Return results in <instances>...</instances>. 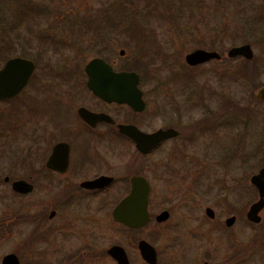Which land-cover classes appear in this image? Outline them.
<instances>
[{
    "label": "flooded vegetation",
    "instance_id": "obj_1",
    "mask_svg": "<svg viewBox=\"0 0 264 264\" xmlns=\"http://www.w3.org/2000/svg\"><path fill=\"white\" fill-rule=\"evenodd\" d=\"M116 46H103V52H109V56L89 59L79 73L67 66L64 72L45 74L35 80L36 66L33 61L8 56L10 47L1 49L7 51L0 52V56L6 55L0 59V68L15 57L33 64V71L24 86L15 95L0 98V103L5 104L0 111V159L11 151L12 142H17V156L11 153L8 156H13L12 167L18 168L20 173L17 176L3 175L1 171V182L7 186L9 192L6 195L9 198L22 202L33 195L36 198L19 212L1 216L0 227L9 232L15 225L32 223L34 229L21 243L23 248L31 249L52 235L61 233L65 236L66 232L61 231L73 225L68 220L59 227L58 224L47 227L44 214L47 215L45 222H51L61 211L73 208L76 214L72 215V219L89 222L86 212L93 200L100 210L109 206L110 222L129 240L132 249L112 244L94 254L88 252L87 260H97L98 264H107V261L117 264L108 250L118 246L123 250L126 264H249V240H245L243 235L240 237L238 225L242 226L244 234L251 223L246 219V213L252 203L244 212H227L220 216L215 199L202 201L203 190L199 192L196 187H190L182 196V161L189 159L184 153L186 146L204 138L207 139L205 146L224 152L229 143L231 119L234 121L235 112L244 113L245 109L235 107L229 99H222L220 105L207 107L204 105L205 97L216 102V95L200 92L197 99L199 105L193 107L198 111V117L182 124V106L172 105L168 111L158 110L155 96L161 85L148 84L159 81L156 78L160 77L149 72L153 60L139 63L138 58L145 55L138 54L137 50L136 57H140L126 66L122 62L125 52L123 49L116 52ZM141 46L136 45L138 48ZM158 46L161 49V45ZM150 56L164 57L159 50L151 52ZM95 58L108 65L113 73H134L141 103L138 101L133 108L116 99L102 98L88 89L89 75L85 74L84 66ZM220 59L221 56L218 60L212 59L194 66L184 64L187 68H194ZM240 59L248 63V76L252 75L253 52L251 59ZM97 76L111 79L113 75ZM184 77L188 76L182 75ZM115 88L117 91V85ZM259 88L253 94L254 101L264 102L255 97ZM166 129H172L176 134L150 147L146 136ZM214 131L216 136L221 134L223 138L226 137L228 143L222 142L219 147L215 145L211 139L215 137ZM137 143L145 146L139 149ZM165 146L171 147L167 149L169 153H160ZM189 161L192 162V158ZM135 178L144 180L147 187L148 220L143 225L128 227L114 221L111 213L129 194ZM29 210L39 211L29 213ZM263 210L264 205L258 213L260 221ZM236 228L239 229L237 236ZM87 235H91L90 230ZM140 243H145L146 247L141 249ZM76 256L74 252L64 254L60 264H71ZM75 262L79 263V260ZM19 264H22L21 261Z\"/></svg>",
    "mask_w": 264,
    "mask_h": 264
},
{
    "label": "rangeland",
    "instance_id": "obj_2",
    "mask_svg": "<svg viewBox=\"0 0 264 264\" xmlns=\"http://www.w3.org/2000/svg\"><path fill=\"white\" fill-rule=\"evenodd\" d=\"M26 2L0 0V27L12 21L20 4ZM42 3L49 6L47 13L30 17V34L25 33L23 26L19 29V40L10 45L8 56L33 61L36 66L35 80L45 74L64 72L67 66L79 73L89 59L109 56V52L102 50L105 45H118L116 52L123 49L125 56L122 62L126 66L140 57L135 54L138 50V54L145 55L138 58V62L143 64L152 59L149 72L160 76L156 78L159 81L148 82L150 86L155 83L161 85L155 96L158 110L168 111L172 105L182 106V124L198 117L199 113L193 107L199 105L197 99L200 92L216 95V102L205 97L204 105L207 107L220 105L222 99H229L235 107L244 108L245 112H235L234 121L231 119L229 143L226 137L221 134L216 136L214 131L215 137L211 139L215 145L219 147L222 142L228 143L224 152L205 146L207 139L204 138L186 146L184 153L193 161H182V196L190 187H196L199 192L203 190L202 201L215 199L220 216L227 212H244L249 204L256 201V192L248 179L264 167V102H256L253 98L255 90L264 86V0H133L131 3L122 0H53L50 3L43 0ZM103 15L109 20L105 28L101 22ZM82 19L88 25L78 29L75 24H80ZM131 19L139 28L134 33V39L122 33L124 25L127 27ZM43 31L50 33L51 38L56 39L54 45L60 47L54 48L49 42L41 41L37 34ZM242 44L250 45L254 58L252 75L247 78L237 76L242 59L225 58L227 49ZM136 45L142 46L138 48ZM155 45H161V49ZM195 49L215 50L221 59L187 68L183 56ZM155 50H159L164 57H151L150 53ZM78 51H81L80 54ZM172 75L176 76L169 78ZM182 75L188 77L182 78ZM4 107L5 104L0 103V111ZM18 147L17 142H12L11 151H5L4 157L2 155L0 172L3 175L20 174L18 168L12 167L13 156H8L11 153L16 157ZM168 147H163L160 153H169L171 147L167 150ZM226 155L230 157L226 159ZM2 176L0 217L19 212L36 198L33 195L26 202L9 198L6 195L9 192L7 186L1 182ZM97 207L96 202L91 200L86 212L89 222L76 220L75 217L72 219V215L76 214L73 208L59 210L58 217L51 222H45L47 215L44 214L47 227L56 224L59 227L68 220L73 225L61 231L66 232L65 236L61 233L52 235L31 249L23 248L21 243L34 229L32 223L15 225L9 232L0 227V260L8 253H14L22 264H56L57 261L60 264L62 255L74 252L77 256L73 264H98L97 260H87V255L112 244L131 250L129 240L110 222L109 206L101 210ZM260 216L261 221L250 223L244 234L242 226L238 225L240 237L243 235L245 240H249V264H264V210ZM89 230L90 236L87 235ZM235 235H239L237 228ZM77 260L79 263L75 262ZM107 264L111 263L107 261Z\"/></svg>",
    "mask_w": 264,
    "mask_h": 264
},
{
    "label": "water",
    "instance_id": "obj_3",
    "mask_svg": "<svg viewBox=\"0 0 264 264\" xmlns=\"http://www.w3.org/2000/svg\"><path fill=\"white\" fill-rule=\"evenodd\" d=\"M225 56L227 58L240 57L246 60L252 58V51L248 44L230 47ZM220 55L215 51H204L195 49L183 56V61L188 66H194L208 60H218ZM33 71V64L29 60L18 57L7 60L0 68V98H6L15 95L26 83L28 77ZM85 74L89 75L87 87L96 95L102 98L116 99L119 102L128 104L135 108L140 101V92L136 88L137 78L132 72L113 73L111 69L100 59H92L84 66ZM99 74L113 75L111 79H102ZM117 85V91L115 88ZM110 91V93H107ZM255 97L257 100H264V87L257 90ZM141 105V104H140ZM172 129L158 130L153 134L146 136L149 146H156L162 139L175 135ZM136 146L141 149L145 145L137 143ZM249 183L254 187L257 199L251 204L246 219L251 223L257 224L260 221L258 213L264 205V167L259 168L256 174H253ZM15 185H13L14 187ZM17 186V185H16ZM147 187L141 178L132 180L129 194L112 210V219L128 227H136L147 222L146 212ZM139 247H146L145 243H140ZM108 254L117 261V264H126L123 250L118 246H112ZM0 264H19L18 258L14 254L4 255Z\"/></svg>",
    "mask_w": 264,
    "mask_h": 264
},
{
    "label": "trees",
    "instance_id": "obj_4",
    "mask_svg": "<svg viewBox=\"0 0 264 264\" xmlns=\"http://www.w3.org/2000/svg\"><path fill=\"white\" fill-rule=\"evenodd\" d=\"M50 3L53 0H48ZM133 0H122V2L131 3ZM43 0H27L26 3L20 4V7L17 9L16 14L14 16V19L7 24H4L2 27H0V50L4 49L6 47H10V45H14L15 41L19 40V29L22 28V26L25 29V33L30 34L31 27L29 24L30 17L33 15H44L46 10H48V7L46 4L42 3ZM80 21V20H79ZM84 19H82V22L78 24V22L75 24L77 25V28L80 29L83 26H87L88 23L84 24ZM102 27H108L109 20L106 15L102 16L101 19ZM87 29V28H86ZM139 30L138 25L133 22V19H131L130 23H128V26L126 27L124 25L122 29V33L125 35L127 34L130 39H134V33L135 31ZM141 30V29H140ZM37 36L41 41L49 42L51 45H54L56 42V39H52L50 33L47 31H43L41 33H38ZM61 40V39H60ZM142 42V39H141ZM7 51V50H3ZM6 56L5 54H2L0 56V59ZM248 63L243 60L242 63L238 67L237 76L238 78H246L248 77V71H247V65Z\"/></svg>",
    "mask_w": 264,
    "mask_h": 264
}]
</instances>
